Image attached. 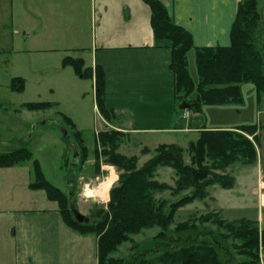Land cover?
I'll return each mask as SVG.
<instances>
[{
    "label": "trees",
    "instance_id": "trees-1",
    "mask_svg": "<svg viewBox=\"0 0 264 264\" xmlns=\"http://www.w3.org/2000/svg\"><path fill=\"white\" fill-rule=\"evenodd\" d=\"M143 1L150 8L154 38L169 42L174 97L178 102L189 103L190 112H200L205 105L242 104V83H251L257 97L264 94V9L257 7L258 0L238 2L228 46L207 47H195L192 35L172 20L161 1ZM190 50L194 51L197 81L188 70ZM62 64L70 66L80 78L93 79L98 112L104 119L114 115V110L104 103L105 74L100 66L88 67L82 58L71 56L64 57ZM11 87L21 89L23 79L13 77ZM54 105L26 102L21 107L36 111ZM62 119L75 128L69 117L62 115ZM257 128L256 124H239L235 129L202 130L187 144L190 163L184 161L185 149L177 144L161 143L152 151L144 147L142 154L152 153L141 165L137 164L136 155L126 156L117 151L123 132L99 131L100 150L94 149L95 159L103 156L119 173L109 189L105 207L85 215L87 222L75 219L70 210L72 192L48 181L38 160L26 147L0 153V167L31 160L33 179L28 187L42 189L47 199L55 201L63 222L69 227L81 234L97 236V264H262L264 228L256 220L245 217L226 220L217 212H207L171 227L176 210L194 200H204L208 186L217 183L223 188L232 187L234 177L224 173L227 166L236 162L249 165L257 160ZM75 136L83 163L89 150L78 130ZM64 164L70 173L72 168L80 167V163L74 167L66 155ZM162 167L174 170L176 178L172 185L155 178L157 169ZM165 191L176 198L156 196ZM149 228L157 231L147 239L137 242L131 237ZM125 242L131 243L129 253L125 257L113 256Z\"/></svg>",
    "mask_w": 264,
    "mask_h": 264
},
{
    "label": "crops",
    "instance_id": "crops-1",
    "mask_svg": "<svg viewBox=\"0 0 264 264\" xmlns=\"http://www.w3.org/2000/svg\"><path fill=\"white\" fill-rule=\"evenodd\" d=\"M159 1L172 20L192 35L195 47L230 44V28L240 0ZM79 50L90 55L89 63L80 57L86 66L97 65L104 71V103L114 115L109 122L102 118L103 122L127 137L151 133L150 141L136 138L141 149L152 151L161 143L185 149L202 130L235 129L244 124L212 121L214 117L207 112L215 110L210 105L197 113L176 109L169 42L154 38L150 8L143 0H0V53L55 52L61 54L60 64L65 66L63 58L71 56L67 52ZM262 99L261 94L256 95L258 104ZM235 111L238 120L240 110ZM258 112L264 116V107ZM123 113L129 114L130 121L121 119ZM257 127L259 139L264 124ZM149 154L144 155L146 159ZM85 163L90 164L89 160ZM247 167L254 168L255 174L250 187L242 177ZM87 169L85 165L80 172L87 185L100 183L111 171L116 174L111 186L117 181L112 165L101 164L94 176L85 173ZM29 173L31 168L22 162L0 167V264H97V236L81 234L65 224L57 203L47 199L45 192L41 194L42 189L28 187ZM232 176V187L214 183L208 188L218 214L222 216L226 210L232 215L250 206L256 210L253 220L264 228V161L259 160L258 151L254 163L240 165Z\"/></svg>",
    "mask_w": 264,
    "mask_h": 264
},
{
    "label": "rangeland",
    "instance_id": "rangeland-1",
    "mask_svg": "<svg viewBox=\"0 0 264 264\" xmlns=\"http://www.w3.org/2000/svg\"><path fill=\"white\" fill-rule=\"evenodd\" d=\"M257 7L264 9V0H258ZM67 53L71 56L83 57L87 63L90 61V55L85 50L69 51ZM60 55L55 52H35L24 55L0 53V152L26 147L32 153L33 158L38 160L46 179L65 191L69 189L72 192L71 203L82 214L89 216L96 209L105 207V201H107L108 192L116 174L111 171L105 179L100 181V183L98 182L105 188L106 194L104 196L99 194L96 197H89L85 194V190L89 187L91 190L94 189L98 186V183L92 182L87 185L80 178L82 175L80 172L83 166L85 167L86 165L88 169L85 173L93 175L97 173V169L99 170L101 164L111 165L104 161L103 156H99L98 160H96L94 149L98 148L100 150L97 140L98 132L113 128L106 126L102 120L104 117L96 112L92 81L77 77L70 66H61ZM187 56L189 74L194 81H197L193 50L189 51ZM13 77H21L23 79V87L21 89H13L11 87V79ZM251 88V83L241 84L244 100L242 104L212 105V107L210 105L209 108H213L215 111L207 112V114L214 117L212 121L221 124L255 123L258 126L260 124L263 125L264 116L258 110L264 107V94H261L263 99L258 104L256 93ZM174 101L176 109L181 111L178 108L180 102L176 99ZM26 102H50L55 105L47 109L29 111L21 107ZM236 109L240 110L238 120ZM62 115L69 117L75 128L64 123ZM112 116L110 115L108 119L104 120L109 122ZM120 116L121 119H129L128 113H123ZM64 130L66 131L65 134ZM75 130L80 132L83 143L89 150L88 156L83 163L80 162L81 151L79 144L75 141ZM95 133L97 134L95 135ZM260 133L257 151L259 160L264 161V128L260 129ZM150 134L127 137L123 133L119 138L117 151L126 156L136 155L138 157L137 164L141 165L148 156L142 154L141 143L136 141L139 137L150 141L151 136H153ZM184 145H186V142H184ZM151 153L149 154L150 156ZM64 155L67 156L69 162L80 163V167H78L79 165L76 166L78 167L76 170L72 168L70 173L69 167L64 164ZM183 156L184 161L190 163L186 148ZM86 160H89L90 164L85 163ZM22 163L28 164L31 168V160H25ZM240 165L238 162L231 164L225 168L224 173L232 176ZM213 171L223 173V171L216 169H213ZM115 172L119 173L116 167ZM244 172L246 173L242 177L245 178V184L250 187L255 179L254 168L247 167ZM155 174V178L158 181L171 185L176 178L171 167L158 168ZM29 176H31L30 181H32V173H29ZM208 188L211 190V185ZM218 188L220 187L217 186V190ZM40 193L44 194V191L42 190ZM156 196L169 199L176 198V196H171L169 191L157 193ZM205 199L206 201H204ZM205 199L194 200L178 208L174 214L171 227L177 222L188 218H198V216L207 212H217L218 206L215 201L209 196ZM224 199L226 200V198ZM222 216L228 220L242 216L253 219L256 216V210L247 206L246 210L234 212L232 215L227 214L225 210ZM222 216L220 215L221 218H223ZM156 231L157 228L144 229L141 233L131 237L134 241L139 242L152 236ZM130 245V242L121 244L113 256L125 257L129 253ZM262 259L264 263V252Z\"/></svg>",
    "mask_w": 264,
    "mask_h": 264
},
{
    "label": "water",
    "instance_id": "water-1",
    "mask_svg": "<svg viewBox=\"0 0 264 264\" xmlns=\"http://www.w3.org/2000/svg\"><path fill=\"white\" fill-rule=\"evenodd\" d=\"M189 107V103L185 102L184 100L180 102L179 104V109H187ZM66 133V131L64 130V134ZM70 210L73 214V216L75 217L76 220H78L79 222H87L88 218L82 214L72 203H70Z\"/></svg>",
    "mask_w": 264,
    "mask_h": 264
},
{
    "label": "bare ground",
    "instance_id": "bare-ground-1",
    "mask_svg": "<svg viewBox=\"0 0 264 264\" xmlns=\"http://www.w3.org/2000/svg\"><path fill=\"white\" fill-rule=\"evenodd\" d=\"M90 188V187H89ZM87 188L85 190V194L89 197H96V196H99V194H102L103 196L106 194L105 193V188L101 185V184H98L97 187H95L94 189H89Z\"/></svg>",
    "mask_w": 264,
    "mask_h": 264
}]
</instances>
